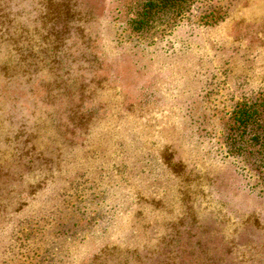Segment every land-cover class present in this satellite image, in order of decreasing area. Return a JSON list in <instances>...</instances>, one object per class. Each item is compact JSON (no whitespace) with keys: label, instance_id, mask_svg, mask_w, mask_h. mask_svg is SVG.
<instances>
[{"label":"rangeland","instance_id":"1","mask_svg":"<svg viewBox=\"0 0 264 264\" xmlns=\"http://www.w3.org/2000/svg\"><path fill=\"white\" fill-rule=\"evenodd\" d=\"M147 1L0 0V264H264V0Z\"/></svg>","mask_w":264,"mask_h":264},{"label":"trees","instance_id":"2","mask_svg":"<svg viewBox=\"0 0 264 264\" xmlns=\"http://www.w3.org/2000/svg\"><path fill=\"white\" fill-rule=\"evenodd\" d=\"M193 1L195 0H148L144 11L139 12L137 18L129 23L132 29H142L155 20L160 11L182 9ZM217 12L219 13L217 9L210 12L212 16L208 17L209 21L216 22L223 16L220 13L218 17L214 16ZM178 21H183V18ZM224 125L223 142L227 153L248 156L252 159L253 169L264 176V94L253 100L237 103L229 112Z\"/></svg>","mask_w":264,"mask_h":264}]
</instances>
